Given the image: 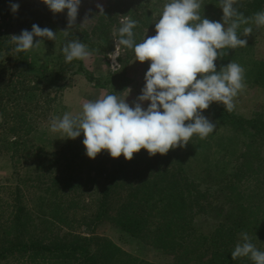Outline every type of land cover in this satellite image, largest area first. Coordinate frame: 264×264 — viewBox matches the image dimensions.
<instances>
[{
	"label": "trees",
	"instance_id": "obj_1",
	"mask_svg": "<svg viewBox=\"0 0 264 264\" xmlns=\"http://www.w3.org/2000/svg\"><path fill=\"white\" fill-rule=\"evenodd\" d=\"M167 2L105 0L104 13L94 23L77 18L68 28L67 14H54L43 0H0V106L26 115L29 108L24 106L40 97L48 118L76 75L122 98L129 81L126 67L135 58L132 49L120 46L121 68L96 77L84 60L65 62L62 48L78 40L91 54H103L115 43L113 32L125 17L138 21L133 32L140 43L155 33ZM10 3L20 5L16 13ZM237 7L245 17H253L264 10V0H239ZM200 14L223 22L220 0H202ZM253 23L241 25L238 34ZM33 24L61 32V51L51 68L40 70L30 63V50L17 53L10 42L11 35L31 31ZM247 40V47L220 50L224 55L216 61L217 70L236 62L245 69L247 85L264 89V52ZM202 114L216 125L206 138L193 135L187 146L164 155L149 156L141 149L131 160L113 158L107 150L89 158L83 133L49 149L32 139L37 128L16 120L5 133L15 139L3 137L0 153L14 158L29 142V149L22 151H35L28 164L43 174L18 177L13 210L0 222V264H159L128 253L107 235L68 230L76 221L94 229L107 224L171 257L172 264H254L248 257L233 260L231 252L242 242V232L264 251V115L248 118L217 102ZM21 185L29 188L28 195ZM87 188L99 195L93 204L86 200Z\"/></svg>",
	"mask_w": 264,
	"mask_h": 264
},
{
	"label": "clouds",
	"instance_id": "obj_2",
	"mask_svg": "<svg viewBox=\"0 0 264 264\" xmlns=\"http://www.w3.org/2000/svg\"><path fill=\"white\" fill-rule=\"evenodd\" d=\"M43 3L54 14L67 9L68 28L75 24L81 0ZM238 3L239 0H220V22L201 17L202 0H168L155 22V35L140 43L135 42L133 32L138 21L122 19L121 27L113 32L116 47L109 57L117 64L120 46H124L134 51L136 60L150 61L138 102L133 107L125 98L106 94L84 102L79 114L66 112L52 118L49 130L61 133L62 139H75L83 133L86 155L92 159L102 150L113 158L123 155L126 160L141 149H146L149 156L164 155L170 149L187 146L193 135L206 138L216 125L203 111L217 102L232 112L234 98L246 88L245 69L240 64L229 62L217 70L216 61L224 55L220 50L247 47L253 28L244 27L238 34L241 25L252 21L257 27L264 26V10L245 17ZM19 7L18 3H10L13 13ZM97 8L104 13L102 5L97 4ZM34 37L55 40L56 33L33 24L31 31L11 35L10 42L15 52H27L41 43L42 39L34 41ZM62 52L67 63L91 56L87 46L78 40L67 42ZM143 101L150 102L146 109L140 103ZM240 235L242 242L231 252L232 259L248 257L254 264H264V251L255 247L247 232Z\"/></svg>",
	"mask_w": 264,
	"mask_h": 264
},
{
	"label": "rangeland",
	"instance_id": "obj_3",
	"mask_svg": "<svg viewBox=\"0 0 264 264\" xmlns=\"http://www.w3.org/2000/svg\"><path fill=\"white\" fill-rule=\"evenodd\" d=\"M97 4L102 5L104 8L105 0H82L77 18L79 20H85L89 23H94L98 18L100 10L97 8ZM67 14V9L63 11ZM47 28L51 29L56 33L55 40H49L47 38L37 37V40H41L39 47L30 50L29 52V61L32 64L39 65L38 68L42 70L45 67L51 68L54 65V61H51L60 54V39L61 32L53 27L48 26ZM253 32L252 35L248 37L251 42V45L255 50H261L264 52V26L257 27L253 23ZM155 35V33H153ZM150 35V36H153ZM115 43H110L103 54H100V59L95 57H89L85 62L96 72H106L107 76L110 70L114 71L121 68L120 63L116 60L117 64L111 63L109 54L115 51ZM122 49L120 48L119 56ZM57 53V55H56ZM92 55V54H91ZM119 59V57H118ZM150 66V61L140 62L136 60V57L132 59L126 67L125 78L129 77L126 89L123 90L122 98L126 99V102L130 106L134 107V103L138 102L137 97L141 94V90L144 87L145 73L147 72ZM104 76V77H105ZM85 77L77 76L73 78L69 87L63 90L60 94V99L58 100L57 106L52 105L51 111L45 114V103L40 97L34 99V104L31 106H24L29 108L26 115L20 113L16 108L9 113L5 111L3 105L0 106V140L4 137L14 140V136L10 134H5L10 132L6 130L9 126H14L16 120H19V124L26 126L27 128L33 126L32 128H37L38 130L32 135V139L38 144H46L49 149H57L63 142L65 138H61V133H53L49 130L50 122L54 117H62L64 113H72L73 115L79 114L82 111V104L87 101H95L101 98L103 95L110 94V90L103 89L94 86V83H88ZM235 102V111L245 117L251 118L256 113L259 115H264V89L255 86H249L246 84V88L234 98ZM143 108H147L149 101L140 102ZM10 108V107H9ZM53 109H55L53 111ZM23 115V117H22ZM52 115V116H51ZM22 117V119H21ZM21 119V121H20ZM49 119V120H48ZM25 128V127H24ZM21 134L23 133L22 129L20 130ZM3 143V142H1ZM0 143V144H1ZM2 145V144H1ZM264 149V141H263ZM30 143H26L20 146V151L13 158L9 153H0V222H3L13 210V204L15 199V189L18 186V177H29L38 178L42 175V172L37 171L38 166H32L28 164L33 162L35 159V151L23 152L22 150L29 149ZM4 148L3 146L1 147ZM264 157V150H263ZM260 163L264 164L263 161ZM16 164V167H15ZM21 188L28 195L29 188L22 186ZM98 193H91L90 189L87 188L86 200L91 204L95 203L98 198ZM34 204L31 201L29 207L33 208ZM68 230L73 233H78L82 236H89L94 232H97L100 235H107L113 239L116 243L121 245L128 253L136 255L138 257L147 259L149 261L159 263V264H172L168 256H163L161 252L154 247L148 246L141 241L135 240L130 236L122 233L117 229L111 228L107 224L101 225L99 228L94 229L92 226L84 225L80 221L74 223L71 222Z\"/></svg>",
	"mask_w": 264,
	"mask_h": 264
},
{
	"label": "crops",
	"instance_id": "obj_4",
	"mask_svg": "<svg viewBox=\"0 0 264 264\" xmlns=\"http://www.w3.org/2000/svg\"><path fill=\"white\" fill-rule=\"evenodd\" d=\"M92 56L95 57V58L98 57V59H100L99 55L92 54L90 57H92ZM88 59H90V58H88ZM86 60H87V59H86ZM86 60H84V62H85ZM116 60H118V57H117ZM111 63H113V61H111ZM85 65H86V67H87L90 71H92V73H93L96 77H104L105 74H106L105 71H104V72H101V73L96 72V70H94L93 68L91 69V68L86 64V62H85ZM77 76H81V77H83L82 75H76L74 78H76ZM84 79L88 82V80H87L86 78H84ZM88 83H90V82H88Z\"/></svg>",
	"mask_w": 264,
	"mask_h": 264
}]
</instances>
